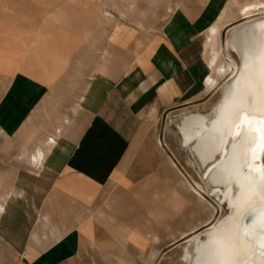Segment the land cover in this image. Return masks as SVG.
Masks as SVG:
<instances>
[{
  "label": "crops",
  "instance_id": "1",
  "mask_svg": "<svg viewBox=\"0 0 264 264\" xmlns=\"http://www.w3.org/2000/svg\"><path fill=\"white\" fill-rule=\"evenodd\" d=\"M226 1L184 0L152 39L116 34L108 44L100 25L74 26L76 0H0V157L19 160L38 125L65 128L5 193L1 234L25 264H124L118 254L157 264L185 244L182 233L213 221L168 141L172 128L180 137L171 120L213 94L202 85L203 32ZM79 58L85 88L73 91Z\"/></svg>",
  "mask_w": 264,
  "mask_h": 264
},
{
  "label": "bare ground",
  "instance_id": "2",
  "mask_svg": "<svg viewBox=\"0 0 264 264\" xmlns=\"http://www.w3.org/2000/svg\"><path fill=\"white\" fill-rule=\"evenodd\" d=\"M137 1L126 0L119 16L127 18ZM233 1L237 2L241 22L229 30L226 45L236 59H226L223 53L220 37L228 25L226 20L207 28L203 47L202 85L205 92H219V97L208 111L191 109L176 119L188 162L202 180L193 179L181 169L184 181L202 202L213 199L208 201L212 211L205 222L213 221L189 236L198 226L182 233L187 236L181 254L183 264H264V180L260 178L264 169V0ZM73 7L74 26H86L84 33L90 34L98 18ZM101 14L107 20L117 19L110 10H101ZM245 112L259 116L245 119ZM241 116L244 118L239 121ZM250 119L251 131L247 129ZM65 123L70 124V120ZM58 129L59 133L39 138L33 148L25 147L20 158L30 164L44 160L45 147L57 144L56 137L63 133L62 126ZM6 198L0 194V214L6 210ZM223 206L227 211L220 215ZM118 258L124 264L131 263L120 254Z\"/></svg>",
  "mask_w": 264,
  "mask_h": 264
},
{
  "label": "rangeland",
  "instance_id": "3",
  "mask_svg": "<svg viewBox=\"0 0 264 264\" xmlns=\"http://www.w3.org/2000/svg\"><path fill=\"white\" fill-rule=\"evenodd\" d=\"M90 1H92V0H84V1L76 0L74 5H78L79 7L83 8V9H87L88 12H85V13L83 12L84 14H89V15H92L93 17L98 18V22H97L96 27L98 25H100L101 36L105 33L106 37H107L108 44H109L112 41V37H114L116 34H118L119 36L128 37V39H130L133 42L137 41L136 40L137 37L142 38V36H147V37L151 38V36L160 32V29L162 28L163 24L165 23V20L167 19L168 15L171 13V10L169 7L176 8V7H178V4L181 5L184 0H154V1L153 0H138L136 2L135 10L130 12L128 14L127 18H125V19H123L121 16H119L118 11L121 10L120 8H122V10H124V8H125L124 6L127 4L126 0H97V3H94L89 8V7H87V4ZM238 1L240 3H245L247 0H238ZM99 3H102V4L98 5ZM236 4H237V2H234L233 0H227L226 1V7H225L221 17L216 21V23L219 22V20L221 21V19H222V22L226 20V22L228 23V26L230 25V23L233 20L234 21L237 20V22H241L240 21L241 17L238 16V5H236ZM75 7H77V6H75ZM81 8H79V9H81ZM101 10H108V11L110 10L112 13H114L116 15L117 19L112 20V21L105 19L103 16H100ZM101 17H103V18H101ZM101 19H103V20H101ZM140 23L143 24L144 27H142ZM228 26L223 28L222 33H221V37H220L221 43H222L223 49H224L223 53H224V56L226 59L231 57V56L236 59L235 54L230 49H228V47L226 45L227 38L229 36V31L227 29ZM93 32H94V30L90 34H93ZM85 34H89V33H85ZM205 34H206V31L203 32L204 39H205ZM143 39H144V37H143ZM96 40H98V39H96ZM197 40L200 41V36H198ZM92 46H94V45H92ZM120 46L125 47L123 45L118 46V60L119 61L121 60L123 63L122 66L126 67L127 64L125 65V61H123L124 57H123V54L121 53ZM105 48H104V50H105ZM125 48H127V47H125ZM83 75L84 74H83L82 59L79 58L78 61L75 62L74 74L70 77V81L68 84V86L71 90H73V91H77L78 89L84 90L85 87H81V85L83 84V80H84ZM206 93H208V92H206ZM218 97H219V92L210 94V95L206 96L205 98H203L198 105H196L192 108L186 109L184 111L187 112V111H191V109H192V111L199 110L201 112H206L211 107V105L218 99ZM80 98H81V94L78 96V101L73 106V113H74V110L76 109V107L79 103ZM54 112L57 114L59 113L61 115V118H60L61 122L60 123H62V122L64 123V121L67 119L71 120V119H69L70 117L68 115H66L65 113H61L60 111H57V110H54ZM46 114H47V116H49L50 111H46ZM179 115H177V117ZM253 116L258 117L259 115H248L246 113L245 119H248V118L253 117ZM177 117H176V119H177ZM243 118L244 117L241 116L239 121L242 120ZM176 119L175 120L172 119L171 121L175 122L176 129H177ZM251 120H253V119H250L247 123V129L249 131H251V129L249 127V123L251 122ZM69 125L70 124H68L67 126H69ZM40 126L41 125H38V127H34L33 129L31 128L32 132L35 130L32 133L31 144L26 145L25 147H32L33 148L35 142L38 141V139H36V138H39L42 135L46 136V135L50 134V133H44V131L41 133L39 130ZM58 126H62V125H57L56 127H58ZM56 127H55L54 132L56 133V131H57V133H59V129H56ZM64 129H63V131H64ZM55 133L51 132V134H55ZM170 135H171V138L169 139L168 143L170 142L169 143L170 147H172V149L176 152V154H178L177 156L181 160V164L184 166L185 172L187 174H189V176L192 177L193 179H195L197 181H202L201 178L199 177L200 175L198 174V171L195 170L196 168L194 167V165H192L188 162V160H189L188 150H187V147L185 145L181 144V141L179 139V138H181L180 134H179L180 137L178 138L177 133L172 128V129H170ZM56 138L58 141L60 136L56 137ZM159 142L161 144H163L161 139L159 140ZM13 147H16V146H13ZM47 151H49V150H47ZM22 152H23V150H22ZM46 155H47V153H46ZM20 156H21V154L19 155V158H18L19 160H17V157H10V156L0 157V194H5L6 192H9V194H10V191H9L10 189L14 188L16 190L18 188L17 187L18 185L16 182L17 173L20 171L21 168H23V166H25V165L29 166L28 165L29 163L22 160L20 158ZM44 159H45V156H44ZM5 195H6V197H8L7 194H5ZM208 198L209 199L207 201H205V202L203 201L204 209H207V208L209 209L207 212H204L205 213L204 216H206V213L209 214V216H210L211 211H212V207L208 205V201H213V199L211 197H208ZM226 211H227V207L223 206V208L220 210V215L225 214ZM171 238H173V236H171ZM183 245H184V243H181L176 247L168 249L165 252L164 256L161 258V260L157 264H183L182 263L183 262L182 257H181ZM0 264H25V262H23V258L20 255V253L18 251H16L14 249L13 245L7 240V238H5V236H3L1 234V229H0Z\"/></svg>",
  "mask_w": 264,
  "mask_h": 264
},
{
  "label": "snow or ice",
  "instance_id": "4",
  "mask_svg": "<svg viewBox=\"0 0 264 264\" xmlns=\"http://www.w3.org/2000/svg\"><path fill=\"white\" fill-rule=\"evenodd\" d=\"M237 127H239V126H237ZM261 147H264V136H262ZM260 178H261V180H264V169H262L261 172H260Z\"/></svg>",
  "mask_w": 264,
  "mask_h": 264
},
{
  "label": "water",
  "instance_id": "5",
  "mask_svg": "<svg viewBox=\"0 0 264 264\" xmlns=\"http://www.w3.org/2000/svg\"><path fill=\"white\" fill-rule=\"evenodd\" d=\"M256 162H258V160H255ZM247 222H249V218H247V220H246Z\"/></svg>",
  "mask_w": 264,
  "mask_h": 264
}]
</instances>
